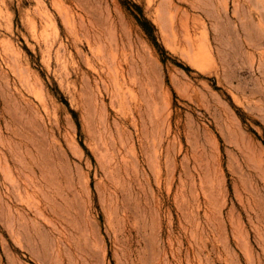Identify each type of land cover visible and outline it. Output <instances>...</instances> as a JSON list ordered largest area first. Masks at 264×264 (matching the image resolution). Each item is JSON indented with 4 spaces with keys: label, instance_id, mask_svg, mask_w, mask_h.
Here are the masks:
<instances>
[{
    "label": "rangeland",
    "instance_id": "obj_1",
    "mask_svg": "<svg viewBox=\"0 0 264 264\" xmlns=\"http://www.w3.org/2000/svg\"><path fill=\"white\" fill-rule=\"evenodd\" d=\"M170 263L264 264V0H0V264Z\"/></svg>",
    "mask_w": 264,
    "mask_h": 264
},
{
    "label": "bare ground",
    "instance_id": "obj_2",
    "mask_svg": "<svg viewBox=\"0 0 264 264\" xmlns=\"http://www.w3.org/2000/svg\"><path fill=\"white\" fill-rule=\"evenodd\" d=\"M80 22V21H79ZM96 27V26H95ZM95 33V32H94ZM117 64V63H116ZM120 64V63H119ZM128 78V77H127ZM15 174V173H14ZM13 174V175H14ZM18 176V175H17ZM22 179V178H21ZM20 178L17 180V185L21 188H24L26 191L29 190L30 185H34V180H21ZM211 218V217H210ZM188 230V229H187ZM173 251V250H172ZM171 264V263H170Z\"/></svg>",
    "mask_w": 264,
    "mask_h": 264
}]
</instances>
